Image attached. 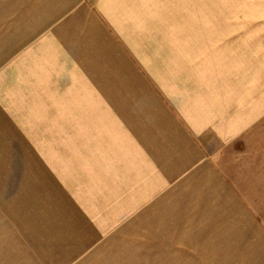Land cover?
I'll use <instances>...</instances> for the list:
<instances>
[{
	"label": "rangeland",
	"instance_id": "374dc122",
	"mask_svg": "<svg viewBox=\"0 0 264 264\" xmlns=\"http://www.w3.org/2000/svg\"><path fill=\"white\" fill-rule=\"evenodd\" d=\"M13 1L0 0V264H245L264 229V0H149L123 22L136 26L101 19L90 42ZM218 89L225 102L204 99ZM232 116L245 123L229 148ZM220 183L256 200L243 242H228Z\"/></svg>",
	"mask_w": 264,
	"mask_h": 264
},
{
	"label": "crops",
	"instance_id": "0c3cea01",
	"mask_svg": "<svg viewBox=\"0 0 264 264\" xmlns=\"http://www.w3.org/2000/svg\"><path fill=\"white\" fill-rule=\"evenodd\" d=\"M18 1L14 0L13 3L16 6V3L18 2L19 4L18 10L20 12H27V13L35 12L36 16L39 15L42 16L41 19H43L44 21L42 27L44 29H47L49 25H51L53 22L59 21V23L56 25V27L60 29L61 33L59 34L65 36L72 35L74 37V41H77V39L82 38V40L84 39V42L85 41L90 42L92 41L91 39L96 37L101 40L100 33L102 32V29L106 26L105 24L102 23L101 19H106L108 20V22L110 21L111 23H109V26H114V27L136 26V23L124 24L123 22L133 23L139 21L140 11L150 10V6H148V8L146 7V5H148L149 0H18ZM114 43L115 41L113 40V43H111V45L113 44L114 46ZM114 48L115 50L113 48L111 49L115 51V52L112 51V53L115 55L117 54V52L115 46ZM119 59L120 60L123 59V56L120 55ZM223 96L224 95H221L220 90L218 89L217 93L213 95L206 94V97L204 99L206 100L212 97L214 98V100L217 99L218 101L224 99L223 102H225L226 99ZM228 101H230V99L227 98V108L230 105ZM190 107H192L194 113L199 114L198 105L190 104ZM229 111H230V107H229ZM223 114L225 115V112H223ZM224 115L220 119H225ZM231 119H234L232 120V124L234 126L231 127L232 129V131H230L231 134L228 135L227 132L224 133V131H221L223 133L222 140L224 141L222 143L226 147L229 146V148L232 147L231 142H233L235 139L238 138L236 124L245 123L243 119H240V121L237 122L235 116H232ZM243 126L244 125H242L241 127ZM220 146L221 143L219 147H217L215 150L207 151L204 154V158L202 162L209 159L210 163L212 164L215 162L217 163V160H220L221 158L218 156L219 151L221 150ZM229 148H222L223 149L222 153L230 152L228 150ZM217 170L219 172V169L215 168V172ZM210 171H212V166H210ZM214 187L219 188L218 190H216L218 194L219 193L223 194L225 192V195L219 194V196H225L226 197L225 201H227L228 203H233L235 205L234 207L230 208V210L227 213H225L227 214L226 217L223 216V218H227L229 222H231V220L234 221L230 226V231L227 230L228 242L232 243L233 241L234 244H237L238 241L243 242V240H238L236 236H243V234L246 235V230L247 229L251 230L249 229L250 225H252V220H253L251 216L252 213L251 203L253 201L256 202V200L253 201L250 200V202H248L245 199H240L237 196V193H242L241 191H237L236 193L233 189H231L227 185H224L223 183H220L219 185H214ZM221 189H225V190H221ZM255 190H256V194L259 195V200H261L262 195L264 193L262 186L258 185ZM245 194L247 196L249 195L247 193ZM253 195L255 199L256 195L254 193L251 194L250 197H252ZM249 217L251 219H249L248 221L247 218ZM254 231L259 236L254 234L252 236L251 241L249 242H251V244H258L259 247L254 246V248L248 249L247 253L245 252V255L247 257L245 264H249V261H251L252 259L254 260L261 259L259 253L261 255L264 254V248H263L264 229L256 228ZM263 260H264V256H263Z\"/></svg>",
	"mask_w": 264,
	"mask_h": 264
}]
</instances>
